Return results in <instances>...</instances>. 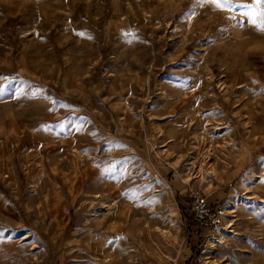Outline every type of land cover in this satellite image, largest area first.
I'll return each mask as SVG.
<instances>
[{"label": "rangeland", "instance_id": "374dc122", "mask_svg": "<svg viewBox=\"0 0 264 264\" xmlns=\"http://www.w3.org/2000/svg\"><path fill=\"white\" fill-rule=\"evenodd\" d=\"M246 11L0 0V264H264V31ZM193 193L216 226L197 230Z\"/></svg>", "mask_w": 264, "mask_h": 264}, {"label": "built area", "instance_id": "2783aa9c", "mask_svg": "<svg viewBox=\"0 0 264 264\" xmlns=\"http://www.w3.org/2000/svg\"><path fill=\"white\" fill-rule=\"evenodd\" d=\"M189 206L190 213L197 224V230L207 226H216L218 213L208 204L203 194L193 193ZM206 252V249H204L203 253L206 254Z\"/></svg>", "mask_w": 264, "mask_h": 264}, {"label": "snow or ice", "instance_id": "6c2138e0", "mask_svg": "<svg viewBox=\"0 0 264 264\" xmlns=\"http://www.w3.org/2000/svg\"><path fill=\"white\" fill-rule=\"evenodd\" d=\"M201 2L202 3H212L222 9L230 8L233 6L247 8L249 9V11L242 13V15L248 18L249 23H251L254 27H256L258 31H264V19H261L260 23L257 24L255 14L251 12V8L253 4L260 6L262 3H264V0H252V3H241L240 0H201ZM262 15H264V13H262ZM3 91H4V88L2 85H0V95L3 94Z\"/></svg>", "mask_w": 264, "mask_h": 264}, {"label": "trees", "instance_id": "16d2710c", "mask_svg": "<svg viewBox=\"0 0 264 264\" xmlns=\"http://www.w3.org/2000/svg\"><path fill=\"white\" fill-rule=\"evenodd\" d=\"M181 212L183 213V208L181 207ZM193 220H194V218H192ZM191 219V220H192ZM193 220L192 221H190V226H192V224H193Z\"/></svg>", "mask_w": 264, "mask_h": 264}]
</instances>
